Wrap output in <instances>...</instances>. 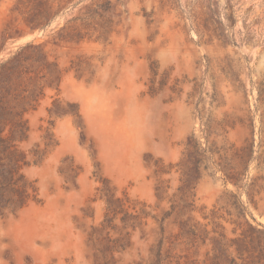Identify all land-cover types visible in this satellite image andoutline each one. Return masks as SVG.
<instances>
[{"label":"rangeland","instance_id":"rangeland-1","mask_svg":"<svg viewBox=\"0 0 264 264\" xmlns=\"http://www.w3.org/2000/svg\"><path fill=\"white\" fill-rule=\"evenodd\" d=\"M39 1L0 0V264H264V0Z\"/></svg>","mask_w":264,"mask_h":264},{"label":"trees","instance_id":"trees-1","mask_svg":"<svg viewBox=\"0 0 264 264\" xmlns=\"http://www.w3.org/2000/svg\"><path fill=\"white\" fill-rule=\"evenodd\" d=\"M49 0H40L39 1V16L44 17L45 14H47L48 8H45L48 6ZM44 27V26H43ZM25 110V109H24ZM18 115L20 116L19 120L16 121H10L6 122L3 127H0V146H1V152L4 158L9 159L7 164L9 165V169L6 171L7 174H5V179L7 178V175L10 174L9 180L12 181L13 185H16L15 189V200H12L17 208L22 209L26 205H28L29 202L35 201V187H33V192H30L29 184L25 180V176L20 173V170L23 168V165L26 164L25 161V155L23 152L18 150L17 143L15 141L21 140V133L23 130H28V127L26 126V121L22 120L23 112H18ZM10 126L9 133L4 137V132L7 130L6 128ZM2 170V169H1ZM4 171V170H2ZM17 179L14 180L13 176L17 175ZM230 179H233L231 176H229ZM9 185V184H8ZM31 185V184H30ZM32 187V186H30ZM6 184L1 183L0 184V196L5 198V191ZM10 200L6 199L5 202L9 203Z\"/></svg>","mask_w":264,"mask_h":264}]
</instances>
